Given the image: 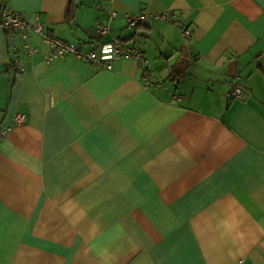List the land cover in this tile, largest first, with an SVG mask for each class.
Returning a JSON list of instances; mask_svg holds the SVG:
<instances>
[{
	"label": "crops",
	"instance_id": "crops-1",
	"mask_svg": "<svg viewBox=\"0 0 264 264\" xmlns=\"http://www.w3.org/2000/svg\"><path fill=\"white\" fill-rule=\"evenodd\" d=\"M70 1L0 0V264H264V0ZM4 6L84 52L124 38L152 84L35 32L29 54ZM142 9L180 23L128 29Z\"/></svg>",
	"mask_w": 264,
	"mask_h": 264
},
{
	"label": "built area",
	"instance_id": "built-area-1",
	"mask_svg": "<svg viewBox=\"0 0 264 264\" xmlns=\"http://www.w3.org/2000/svg\"><path fill=\"white\" fill-rule=\"evenodd\" d=\"M103 1L104 0H98L97 6L99 8H102ZM115 14L116 11H111L110 18H113ZM126 17L129 27H135L139 23L145 22L149 19H163L172 21L175 24L180 23L179 19L171 11L153 13L142 9L140 11L127 13ZM96 24L98 25L101 34H106L110 31L108 23L97 20ZM1 25L6 29H15L21 33L24 39L25 49L29 54L36 52L38 49L36 46L30 44L28 39L29 32L39 34L50 46L49 52L45 55L47 60H52L56 57H64L69 53H74L81 58L88 59L97 64L110 66V63L115 58H133L143 67L145 83L152 84V70L149 66V58L141 49L128 44L122 37H113L111 40L103 42L99 52L94 49L84 52L78 44L53 35L40 19L34 21L28 20L18 10L8 6H4L1 10ZM183 32L186 36H189L190 34V30L186 27H183ZM20 68L22 69L21 66ZM231 94L242 98L244 94L243 85L240 82L235 81ZM25 120L26 114L24 112H16L12 115V122L14 124H20ZM10 128L11 125L7 124L0 129V140Z\"/></svg>",
	"mask_w": 264,
	"mask_h": 264
},
{
	"label": "trees",
	"instance_id": "trees-1",
	"mask_svg": "<svg viewBox=\"0 0 264 264\" xmlns=\"http://www.w3.org/2000/svg\"><path fill=\"white\" fill-rule=\"evenodd\" d=\"M76 7H77L76 0H71L70 3H69V5H68V8H67V14H68V17L69 18H72L74 16ZM182 63H183V61L182 60L181 61L179 60V64H182Z\"/></svg>",
	"mask_w": 264,
	"mask_h": 264
},
{
	"label": "rangeland",
	"instance_id": "rangeland-1",
	"mask_svg": "<svg viewBox=\"0 0 264 264\" xmlns=\"http://www.w3.org/2000/svg\"><path fill=\"white\" fill-rule=\"evenodd\" d=\"M127 28L130 29V28H133V27H129V26H127Z\"/></svg>",
	"mask_w": 264,
	"mask_h": 264
}]
</instances>
